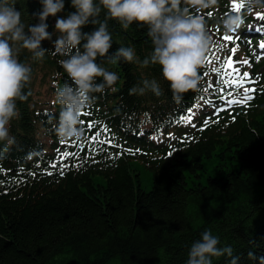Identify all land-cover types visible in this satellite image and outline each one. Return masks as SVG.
<instances>
[{"label":"trees","instance_id":"16d2710c","mask_svg":"<svg viewBox=\"0 0 264 264\" xmlns=\"http://www.w3.org/2000/svg\"><path fill=\"white\" fill-rule=\"evenodd\" d=\"M63 2V11L48 18L49 33L53 22L76 11L71 0ZM15 6L28 24L39 22L40 0H17ZM104 18L102 12L99 19ZM97 28L90 22L81 31L91 33ZM108 29L112 35L109 56L131 46L142 61L153 51L146 25L134 23L124 30L109 20ZM48 41L42 42L43 48L47 49ZM28 55L23 53L21 61ZM51 59L46 53L41 61L26 62L33 74L38 65L54 62ZM209 59L199 69V90L185 94L177 104L160 66L142 68L123 60L109 65L106 58L98 57V64L120 76L116 91L104 93L107 102L102 115L119 125L128 120L126 113L144 103L165 102L172 113L189 110L205 95L209 101L212 88L205 77L211 73V80H229L212 71L224 60L214 58L209 65ZM233 67L240 76L248 72L257 84L263 83L257 101L250 109L237 107L212 119L185 137V148L171 158L148 163V168L129 161L79 172L72 163L62 176L58 169L50 177L35 154L29 159L32 172L21 171L29 176L23 177L24 183L6 182L0 172V264H185L188 249L205 229L219 236L220 247L233 248L238 264H260L264 257V60L253 59L246 68L233 63ZM142 79H156L162 95H130L129 90ZM32 89L29 83L24 89L27 100L17 101L20 115L10 127L15 143L0 158L7 169L22 164L39 144L38 126L49 130L53 162L59 161L60 153L64 160V153L74 157L69 147L61 150L62 141L52 131L58 117L53 114L46 119L30 108ZM249 252L255 259L249 258ZM213 264H229V258L214 259Z\"/></svg>","mask_w":264,"mask_h":264},{"label":"clouds","instance_id":"9594fccd","mask_svg":"<svg viewBox=\"0 0 264 264\" xmlns=\"http://www.w3.org/2000/svg\"><path fill=\"white\" fill-rule=\"evenodd\" d=\"M16 2L0 0V158L15 143L10 127L20 115L17 101L27 100L24 89L31 81L32 67L26 60L38 62L45 58L47 49L42 47V42L52 39L48 18L57 17L65 7L63 0H40L39 22L32 25L23 19ZM185 3L208 8L217 0H185ZM244 3L248 14H257V9L264 11V0H244ZM71 4L76 11L66 18H58L55 24L58 35L53 55L65 57L58 63L68 78L62 87H57L53 101L60 106L58 120L52 128L59 140L67 142L82 138L81 117L96 99L94 94L116 91L119 74L98 64V57L106 58L109 65L123 60L142 68L160 66L177 104L185 94L199 90V69L214 41L207 32L203 16L189 15L181 8V0H71ZM102 12L105 18L101 21ZM109 20L117 21L124 30L134 23L146 25L153 43L150 55L141 61L133 47L122 46L109 56L112 48ZM90 22L98 28L91 33H82V28ZM221 23L225 34L236 33L245 25V17L240 13L227 14ZM82 41H85L83 52L79 50ZM25 52L29 55L22 62L20 57ZM98 78L100 82H97ZM149 92L157 97L162 95L156 79H142L141 84L129 90L130 95L136 96H145ZM41 131L47 132V129ZM220 243L219 236L211 229H205L200 233V239L188 249L185 264H213L214 259L225 256L229 258V264H238L239 257L233 254V248L220 247ZM249 258L255 259L252 252H249ZM260 264H264V257L260 258Z\"/></svg>","mask_w":264,"mask_h":264},{"label":"snow or ice","instance_id":"6c2138e0","mask_svg":"<svg viewBox=\"0 0 264 264\" xmlns=\"http://www.w3.org/2000/svg\"><path fill=\"white\" fill-rule=\"evenodd\" d=\"M244 8V4H236L233 6V11L236 13H240L241 9ZM264 19V17H262ZM262 29H257V31H261ZM225 39L231 40L232 37H225ZM261 47L264 48V43L261 44ZM214 62V58H210L208 63L211 65ZM212 71L221 75L226 76L229 78L230 84L233 86L234 90H238L240 88H243V96L241 100H233V99H227L226 103L229 106L243 103L244 101L252 99L251 96L248 95L249 92H254L255 89H249L244 86V83L246 80H248V74L244 73L243 76H240L239 69H235L233 67L232 61L229 59H225L223 62V65H221L219 68H212ZM224 91L223 89L221 90ZM228 96L232 95V92L227 93ZM225 109H220V111H224ZM218 114V113H217ZM188 120L190 121L192 119L191 116V110H189ZM91 127V125H89ZM107 143V141H105ZM69 153H64V157L67 158Z\"/></svg>","mask_w":264,"mask_h":264},{"label":"bare ground","instance_id":"6f19581e","mask_svg":"<svg viewBox=\"0 0 264 264\" xmlns=\"http://www.w3.org/2000/svg\"><path fill=\"white\" fill-rule=\"evenodd\" d=\"M155 110H159L157 107H153ZM128 120L119 124L115 125L111 123L110 127L114 129L118 133H124L129 136H137L141 133L142 127L139 125L136 114L135 113H126Z\"/></svg>","mask_w":264,"mask_h":264},{"label":"rangeland","instance_id":"374dc122","mask_svg":"<svg viewBox=\"0 0 264 264\" xmlns=\"http://www.w3.org/2000/svg\"><path fill=\"white\" fill-rule=\"evenodd\" d=\"M262 54V53H259ZM195 122L194 121H189L188 118L186 119L185 123H183L180 127H179V131L182 129H186L187 127H189L190 125H194ZM168 140V136H163V137H155L153 138L152 142L156 143V144H160L163 142H166Z\"/></svg>","mask_w":264,"mask_h":264}]
</instances>
